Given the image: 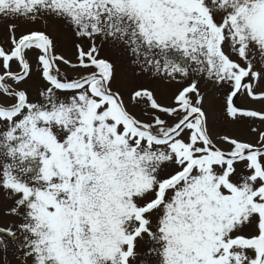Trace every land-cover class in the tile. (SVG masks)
<instances>
[{"label": "snow or ice", "instance_id": "6c2138e0", "mask_svg": "<svg viewBox=\"0 0 264 264\" xmlns=\"http://www.w3.org/2000/svg\"><path fill=\"white\" fill-rule=\"evenodd\" d=\"M45 12L67 20L78 36L122 42L134 63L143 57L169 77L187 76L194 62L230 86L227 117L264 120V112L234 103L240 93L264 101L254 83L264 71L249 58L255 47L264 63V0H0L4 16ZM10 43L0 47V93L14 99L0 104V188L14 199L6 214L23 210L18 229L31 264H264V131L258 146L219 137L231 146L225 151L209 134L195 80L174 95L175 106H162L147 88L133 91L131 103L144 101L175 121L154 115L143 122L113 89L114 67L98 58L95 44L87 51L77 45L71 64L53 54L42 31L12 35ZM32 48L49 85L36 101L5 82L31 75L25 50ZM13 60L19 72L10 70ZM57 61L95 71L61 79ZM58 92L72 94L61 99ZM237 162L248 174L237 173ZM0 232L15 239L12 228Z\"/></svg>", "mask_w": 264, "mask_h": 264}, {"label": "rangeland", "instance_id": "374dc122", "mask_svg": "<svg viewBox=\"0 0 264 264\" xmlns=\"http://www.w3.org/2000/svg\"><path fill=\"white\" fill-rule=\"evenodd\" d=\"M220 12H217L219 18ZM52 26L49 31V26L46 24L45 18L31 19L26 25L28 28L21 26V24H15L17 32H22L23 29H43L46 25L47 30H43L53 41V54L57 56H63L66 60H69L71 64H76L78 51L77 45H80L85 51H87L93 44L97 47L98 58L108 60L114 67L115 76L112 81V87L114 90L120 91L125 103L128 106L129 111L137 117V119L144 122H151L154 115H159L161 119H165L169 124L175 121L168 117L164 113L159 111H153L147 107L144 101L138 104L130 102V94L138 89L147 88L154 94L155 99L162 106H175L174 95L178 90L188 86L193 80L197 83L198 89L203 96V110L208 115V130L213 139V142L221 149L228 151L230 145L223 143L219 140V137L228 135L230 137L242 140L244 142L259 145V131H264V120L259 118L242 117L238 120H232L227 117L226 97L230 92V86L227 83L222 85L216 84L213 80L207 77L206 72L196 71L197 66L194 62L188 61L187 66L189 72L187 76H183L176 73L174 78L167 76L163 71L158 72L152 65L142 63L143 57L140 61L134 63L137 60L136 56L132 54L130 48L119 41H114L111 38H105L103 36H95L91 39L88 37H81L76 35L74 26L69 23V27L61 25L62 19L60 17L51 16ZM68 26V25H67ZM61 29L62 31H59ZM7 29H3L1 37L5 39ZM9 47V46H8ZM254 59L252 60L255 71H264L263 65H261V57L259 52L252 48ZM224 51L230 56L231 59L245 66V61L241 60L237 54L231 52L230 47L225 44ZM250 55V53H249ZM12 68L15 63L10 64ZM59 72L64 78L74 79L80 75H86L92 71H95L94 67L87 69L72 68L70 65L64 64L62 61L56 62ZM263 67V68H262ZM4 69V68H1ZM12 81V80H11ZM246 82H252L246 80ZM16 83V82H15ZM256 91H264V80L254 82ZM18 89H24L28 93L29 100L36 101L41 99L39 92L48 87L47 81L42 76L31 73L24 82L17 84ZM72 93L58 92L57 95L63 99ZM244 93L238 94L234 97V103L241 104L242 102L249 108L252 107V102H248V96L245 98ZM195 97L193 96V100ZM14 102V99L3 93H0V103L8 105ZM254 105L258 111L264 112V101H258ZM245 124L242 125V123ZM1 125V124H0ZM2 127V126H0ZM252 129L258 131L253 132ZM236 171L240 175L248 174V170L245 168L244 163L237 162ZM14 206V199L10 197L9 193L3 188H0V228H12L16 232L15 239L0 233V264H31V259L23 255L25 249L23 248L24 233L20 232L18 225L24 222L23 210L16 215L6 214L7 209ZM251 229H245L244 234L250 232ZM145 241L137 242V251H143L147 248Z\"/></svg>", "mask_w": 264, "mask_h": 264}, {"label": "flooded vegetation", "instance_id": "af4514ba", "mask_svg": "<svg viewBox=\"0 0 264 264\" xmlns=\"http://www.w3.org/2000/svg\"><path fill=\"white\" fill-rule=\"evenodd\" d=\"M52 15L57 17L55 14L45 12V13L36 15V17L34 19L45 18L46 21H47L46 24L49 26V31H51V26H52L51 16ZM31 19H33V18H31V17H21V16H4V15L0 14V34L3 31V29H7L8 28L5 39H3L1 37V35H0V47L5 48V50L10 49V47H11L10 41H11L12 35H15L16 38H19V36L21 34H25V33L30 32V31H42V32H44L46 34V32L43 31V30H47L48 31V28L46 27V25H44L45 27L43 29H39V30H37V29H30V30L29 29H23L22 32L15 31L14 33L9 31V26L10 25H15V24H18V23L21 24V26H24L25 28H28L26 23L29 20H31ZM61 19H62V22H60V24L61 25H65V27L68 28L69 27V22L67 20L63 19V18H61ZM59 31H62V30L59 29ZM40 54H41L40 51L38 49H35V48H32L30 50H25V58L29 62L30 66H31V69H32L31 73H34V74L39 75V76H41V70H40L39 67H37V65H38V56ZM249 58L252 59V60L254 59L253 50L250 52ZM13 63H15V65L12 68H10V70L13 71V72H19L20 71V67H19L18 62L16 60H13V61L10 62V64H13ZM260 63L264 67V63H262V60L260 61ZM1 68H3L2 61H0V75H2L4 73V71H5V69H1ZM60 78L63 79V75L61 73H60ZM5 82L7 84H9L13 89L19 90L17 85H16V83L14 81H11L9 79V80H6ZM244 97L246 98L247 95L245 94ZM258 101L259 100H253V99H251L249 97L248 98V102H252V107L251 108L247 107L244 102H242L240 105L237 104L236 106H238V107H240L242 109L258 111L257 108L254 106V105H256V103H259ZM0 104H2V103H0ZM258 112H260V111H258ZM141 121H143V120H141ZM249 122H250V118H249ZM244 124H245V121H244V123H242V125H244ZM0 126H2V124Z\"/></svg>", "mask_w": 264, "mask_h": 264}, {"label": "trees", "instance_id": "16d2710c", "mask_svg": "<svg viewBox=\"0 0 264 264\" xmlns=\"http://www.w3.org/2000/svg\"><path fill=\"white\" fill-rule=\"evenodd\" d=\"M0 229H2V228H0ZM0 233H2V232H0Z\"/></svg>", "mask_w": 264, "mask_h": 264}]
</instances>
